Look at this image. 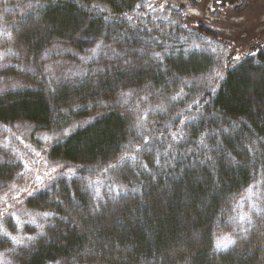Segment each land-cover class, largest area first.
I'll return each mask as SVG.
<instances>
[{"label":"trees","instance_id":"16d2710c","mask_svg":"<svg viewBox=\"0 0 264 264\" xmlns=\"http://www.w3.org/2000/svg\"><path fill=\"white\" fill-rule=\"evenodd\" d=\"M79 1L0 0L1 71L18 84L0 93V139L84 120L46 150L68 177L27 197L45 221L19 245L0 233V264H264V210L237 221L264 182V44L232 64L208 46L223 28L183 5L157 17L151 0ZM55 46L82 72L50 78ZM1 148L0 188L21 183L24 160Z\"/></svg>","mask_w":264,"mask_h":264},{"label":"rangeland","instance_id":"374dc122","mask_svg":"<svg viewBox=\"0 0 264 264\" xmlns=\"http://www.w3.org/2000/svg\"><path fill=\"white\" fill-rule=\"evenodd\" d=\"M76 1L87 6L79 0ZM151 1L152 12L157 17L166 16L167 6L170 4L180 7L183 5L188 16L196 20V23L204 20L213 28L222 27L223 31H220V34L224 36L210 39L208 46L224 60H232L234 57L236 60L231 61L232 64L240 61V58L252 51L255 46L264 44V0H241L237 5L232 4L230 7L216 6L217 0ZM89 7L110 10V5L104 2H93ZM206 14H210L209 19ZM49 56L51 59L46 63V70L52 79L81 73L83 66L81 60L86 59L72 48L59 46H55ZM92 57L90 56L89 59ZM2 66L0 63V93L5 89L18 87L11 76L1 71ZM83 122L84 120H74L65 126L64 133L57 135H49L45 130H40L34 125L21 123L14 128L12 137L4 136L0 139L1 151L9 148L13 154L24 160L22 182L0 188V233L9 236L12 244L19 245L27 242L33 234L26 233V228L37 227L38 231L45 221V214L35 213L25 208L27 197L46 188L48 184L59 178L68 177L67 172L62 173L63 166L50 162L46 158V150ZM263 210L264 182L258 180L252 183L238 199V224L244 226L251 223L252 216ZM232 241L231 234L220 235L217 237V247L227 248ZM4 255L5 252L1 251L0 259H3Z\"/></svg>","mask_w":264,"mask_h":264},{"label":"snow or ice","instance_id":"6c2138e0","mask_svg":"<svg viewBox=\"0 0 264 264\" xmlns=\"http://www.w3.org/2000/svg\"><path fill=\"white\" fill-rule=\"evenodd\" d=\"M218 2H219V0H218ZM157 55H159V54H157ZM218 246H219V244H218ZM226 246V245H225Z\"/></svg>","mask_w":264,"mask_h":264}]
</instances>
